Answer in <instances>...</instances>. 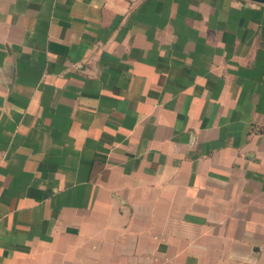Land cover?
I'll return each instance as SVG.
<instances>
[{"label": "crops", "instance_id": "1", "mask_svg": "<svg viewBox=\"0 0 264 264\" xmlns=\"http://www.w3.org/2000/svg\"><path fill=\"white\" fill-rule=\"evenodd\" d=\"M0 264H264V2L0 0Z\"/></svg>", "mask_w": 264, "mask_h": 264}, {"label": "water", "instance_id": "2", "mask_svg": "<svg viewBox=\"0 0 264 264\" xmlns=\"http://www.w3.org/2000/svg\"><path fill=\"white\" fill-rule=\"evenodd\" d=\"M257 1L264 2V0H257Z\"/></svg>", "mask_w": 264, "mask_h": 264}]
</instances>
